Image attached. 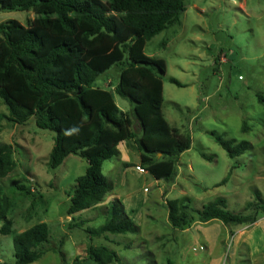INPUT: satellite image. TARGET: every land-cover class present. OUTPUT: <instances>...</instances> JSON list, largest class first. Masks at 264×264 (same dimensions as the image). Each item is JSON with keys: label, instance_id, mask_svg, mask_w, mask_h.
Instances as JSON below:
<instances>
[{"label": "rangeland", "instance_id": "374dc122", "mask_svg": "<svg viewBox=\"0 0 264 264\" xmlns=\"http://www.w3.org/2000/svg\"><path fill=\"white\" fill-rule=\"evenodd\" d=\"M34 15L31 10H0V22L16 19L26 24ZM144 52L165 61L162 112L172 126L191 137L190 147L176 162L175 178L156 180L135 166L139 159L133 154L128 155L127 166L105 160L102 172L113 184L112 190L99 204L67 215L68 192L84 173L86 160L70 154L50 169L47 161L54 133L37 127L33 118L23 124L0 119V142L12 144L16 161L14 170L0 177V187L15 202L7 215L11 232L0 233V264H14L13 236L39 221L48 225L45 246L49 250L29 264H72L75 257H85L89 243L115 250L119 260L110 264H214L217 254L218 264L229 263L235 239L225 225L219 220L196 221L185 229H174L167 220L165 201L188 196L191 205L200 208L222 196L228 209L242 212L255 190L264 198V110L258 99L264 95V0H187L180 24L149 39ZM115 69L110 68L96 83L105 86L108 79L116 83ZM170 76L183 86L171 83ZM114 100L129 112L127 100L117 94ZM6 111L0 100V113ZM210 131L225 139L247 140L252 148L230 157ZM32 182L37 189L30 194L15 187ZM115 196L139 230L90 238L84 227L102 224ZM78 223L82 225L73 226ZM205 237L224 241L207 254V248H201ZM251 246V257L264 264V238L259 233Z\"/></svg>", "mask_w": 264, "mask_h": 264}, {"label": "trees", "instance_id": "16d2710c", "mask_svg": "<svg viewBox=\"0 0 264 264\" xmlns=\"http://www.w3.org/2000/svg\"><path fill=\"white\" fill-rule=\"evenodd\" d=\"M186 2L0 0V10H31L35 14L26 24L16 19L0 22V100L7 110L0 113V119L23 124L33 118L37 127L51 130L53 144L47 161L50 169L70 154L86 160L84 173L75 178L74 187L68 192L67 215L99 204L112 190V183L102 172V163L118 154L117 145L123 140H135L140 167L156 180L175 178L176 162L190 147L191 137L165 119V61L146 54L144 46L156 34L180 24ZM113 66L118 73L116 83L109 80L107 86L98 85V78ZM168 79L183 86L175 77ZM114 94L130 103L129 112L119 108ZM258 99L264 110V95H258ZM210 134L230 157L252 148L247 140L225 139L215 131ZM13 152L12 144L0 142V177L16 167ZM226 180L227 176L218 184ZM34 185L32 182L15 187L30 194L32 188L37 189ZM108 204L102 224L84 227L90 238L139 230L119 199L114 197ZM14 206V200L0 187L1 234L11 232L12 220L7 215ZM165 206L167 220L174 229L215 219L231 235L233 226L253 223L264 213V198L255 190L254 199L246 201L242 212L228 209L222 196L200 208L193 207L188 196L167 199ZM48 238V225L43 221L15 234L14 264H29L40 258L49 250L45 246ZM85 252L83 259L75 257L72 264L86 260L89 264H110L119 260L116 251L103 244L89 243Z\"/></svg>", "mask_w": 264, "mask_h": 264}, {"label": "crops", "instance_id": "0c3cea01", "mask_svg": "<svg viewBox=\"0 0 264 264\" xmlns=\"http://www.w3.org/2000/svg\"><path fill=\"white\" fill-rule=\"evenodd\" d=\"M116 74L118 75V73H116ZM108 81H109V79L107 80V82H105V86H107ZM121 110L125 111L123 109H121ZM125 112H127V111H125ZM135 128H136V126H135ZM117 149H118V154L116 156L110 158V159L116 160V162L119 165L120 164L121 165L128 164V162L126 160L128 159L129 154H133L134 156H136L140 162V152H139V149H138L137 144H136L134 139H128V140H123V141L119 142L117 145ZM135 166H137L140 170H143L140 167L139 163L135 164ZM143 171H145V170H143ZM112 186H113V184H112ZM262 196H263V194H262ZM115 198H117V197L115 196ZM233 228H235V230H233ZM232 231H233V233L231 234V236L233 235V238L235 239V249H234L235 253L231 257V259L229 260L228 264H258L259 263L258 258L255 256L251 257V254H252L251 242L257 236L258 233L264 238V213L260 214L258 216L257 220L254 221L253 223L240 224V225L233 226ZM227 238H228V236L225 235V239H227ZM222 240L224 241V239H222ZM222 240L218 239V240H211L210 241V240H207L205 237L203 239V241H201V248H202V246L204 248H207V254H208V253H210V249L214 248L216 245H220V243L218 241H222ZM238 248H240V249H238ZM217 255H218L217 258L216 259L214 258L216 260V262L214 264H218V262L220 260V255L219 254H217Z\"/></svg>", "mask_w": 264, "mask_h": 264}, {"label": "water", "instance_id": "95a60500", "mask_svg": "<svg viewBox=\"0 0 264 264\" xmlns=\"http://www.w3.org/2000/svg\"><path fill=\"white\" fill-rule=\"evenodd\" d=\"M158 156H160V153H158Z\"/></svg>", "mask_w": 264, "mask_h": 264}]
</instances>
